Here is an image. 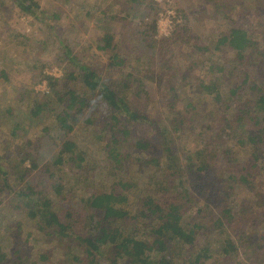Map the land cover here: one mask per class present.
<instances>
[{"label":"trees","instance_id":"1","mask_svg":"<svg viewBox=\"0 0 264 264\" xmlns=\"http://www.w3.org/2000/svg\"><path fill=\"white\" fill-rule=\"evenodd\" d=\"M10 1L22 13L30 16L36 15L40 10L35 0ZM250 2L254 3V0ZM180 4L182 5L176 0L175 9L183 13L184 9ZM126 5L127 16L124 19L127 21L134 20L137 12H148L144 0H127ZM225 7L231 12L230 7L224 4L222 19L230 21V27L217 41L213 40L214 47H209V51H236L238 55H245V62L234 60L230 65V75L235 80H240V83L236 87L230 86L226 89L227 94L222 93L219 83L220 74L225 72L222 62L209 63L215 84L210 86L199 81V86L204 92L213 95L217 106L212 112L210 110L202 114L191 99L178 98L177 88L186 84L187 76L179 83L172 81L171 61L186 39L196 37L194 31L190 29L188 21L190 16L185 18L183 24L177 26L170 38L157 39L155 37L157 30L153 23L139 27L135 33L133 45H130L129 49L134 52L137 65H144L143 58L148 61L142 74L136 76L133 72L128 75L133 79L132 93L135 94L136 100L134 96L131 97V93L118 90L92 64L83 63L74 56L67 44L63 48L65 58L68 60L64 77L56 78L43 73L42 80L48 84L45 100H36L25 119L30 116L28 120L41 123L43 118L51 116L55 121L54 128L52 131L48 126L42 125L39 144L27 140L24 146L15 147V153L8 155L10 159L0 156V206L16 197L25 203H34L38 199L47 205V200L41 197L43 193L39 188L30 185L20 188L12 186L17 175L10 166L11 155L17 156L23 163L30 162V167L25 169L22 177H27L34 171L42 173L50 182V190H54L62 198L61 202L63 204L67 202L65 206L71 207L74 211H70L69 208L67 210L69 213L60 215L48 209L42 211L34 203L35 207L30 209L29 213L32 219H39L36 225L40 230L46 226L56 228L57 244L63 247L66 258L70 260V263L65 264H186L172 256L174 254L169 252L168 241L187 247L186 251L189 248L188 260L195 264H217V260L212 257L213 252L209 250V242L214 238L209 239V235H212L209 232L211 231L209 220L213 225L212 229L219 230L222 235L218 241L225 258L236 263L264 264V234L248 230L245 234L243 228L233 227L236 223V212L243 210L244 213H251L246 217L247 220L256 215L252 208L245 206L238 211L232 205L236 202L238 186L250 191L251 194L255 192L257 187L255 177L259 175L258 164L241 163L239 170L235 171L234 168V171H230L232 168L229 161H234L235 157H229L228 150L229 141H236L238 146H248L255 154H260L264 149V75L260 71L264 62V43L254 39L253 32L248 28L241 29L235 24V19L228 15L229 11ZM126 38L117 40L111 34H106L101 39L99 49L108 53L111 68L127 66V55L123 50ZM138 46L140 50H137ZM206 50L205 42L202 41L197 45L195 55ZM72 80H77L79 86H72L70 84ZM153 83L164 91L158 108L161 106L164 108L165 105L173 114V119L168 118L169 124L166 123L162 127L160 111L155 112L153 116L149 114L151 112L149 102L157 101L159 98L151 94L150 84ZM247 90L251 91L250 100H244L243 97L248 95H243ZM36 97L42 96L39 94ZM93 98L95 99L91 103ZM99 103L102 108L100 116L87 117V111L98 115L96 110L101 109L98 107ZM209 112L212 118H217L218 128H212ZM80 117H83L87 130H94L95 139L104 144L102 150L107 155L106 159L89 161L86 158V152L74 137L76 123ZM139 125L151 127L162 134L164 152L168 153L171 164L167 166L170 171L169 177L163 176L164 172L161 170L149 176L155 185L152 188L146 185L139 189V193L142 192L139 197L141 204L134 207L132 205L134 201H131L129 194L130 190L134 191L139 187V182L137 178L128 175L127 169L137 161L135 160L137 154L134 155V151L146 153L154 147L151 140L136 134L135 128L137 129ZM201 125L209 136L212 135L209 141L202 139L201 142L203 133L193 131ZM23 132L22 125L17 123L12 129V136L19 138ZM224 133V140H221ZM55 134L58 138H55ZM168 136L179 141L183 137H188L192 141L198 140L196 151H189V148L179 149L183 152L186 164L194 163L195 160L199 162L198 172L210 173L213 166L210 158L216 159L217 155L221 154L222 157L218 158L227 164L228 168L227 174L219 177L211 185L204 186L192 182L196 194L202 195L205 188H209V191L202 206L196 210L190 227L184 225V210L189 203V189L184 187L182 182L180 152L171 150V145L166 139ZM129 145H132L131 149ZM146 163L161 165L160 158L156 156L148 159ZM65 165L69 166L74 177H79L83 181L76 183L75 187H82L85 181L93 177L94 180L100 179L104 187L106 184L107 191L104 189L96 192L93 187V192H88L85 197L72 193L64 195V190L56 177L59 168ZM83 175L84 179L80 177ZM120 189L121 193L118 191ZM139 217L151 221L146 226L147 233L144 236L139 235L144 229V225L138 220ZM90 222L95 233L87 230ZM242 224L247 227L245 221ZM226 225L237 235L239 241L237 244L241 247L242 253L239 252L232 237L226 238ZM245 238L248 240L243 241ZM37 239L42 240L39 237ZM74 246L82 248L83 257L70 253ZM197 247L200 248L199 252L195 251ZM110 253L112 255H108ZM27 256L28 251L22 246L21 249L15 246L10 255L5 254L0 246V264H30ZM261 258L262 262L259 260Z\"/></svg>","mask_w":264,"mask_h":264},{"label":"rangeland","instance_id":"2","mask_svg":"<svg viewBox=\"0 0 264 264\" xmlns=\"http://www.w3.org/2000/svg\"><path fill=\"white\" fill-rule=\"evenodd\" d=\"M35 1L38 3L40 10L36 12V15L30 16L22 13L10 0H0V156H5L9 159L10 156L8 155L15 153V147L24 146L27 140L32 141L34 144H39L42 137V125L48 126L53 131L55 121L51 116L43 118L41 123L40 121L37 123L28 120L30 116L25 119V116L29 114L36 100H45L48 84L47 81L42 80L43 73L56 78L64 77L68 61L63 51L65 44L70 46L74 56L82 60L83 63L92 64L118 90L131 93V97L134 96L136 100L135 94L132 93L133 79L128 75L133 72L136 76L142 74L147 67L144 65L148 61L143 58L142 62L144 65H137L135 54L129 49V46L133 45L134 40L132 39L135 33L139 30V27L153 23L157 30V35L155 36L157 39L170 38L174 35L177 26L183 24L185 18L190 16L188 17L190 29L194 31L193 34L196 37L186 39V42L180 45L175 58L171 61V76L173 83H179L181 79H184V76H187L186 84L177 88L176 95L180 100L191 99L198 106L201 113L206 114L210 110V112L214 111L217 106L213 95L204 92L199 86V81L210 86L215 84L209 70V63L222 62L225 74H220L221 80H219V83L222 93L227 94L225 93L226 89L230 86L236 87L240 83V80H235L230 75V65H232L234 60L245 62V55H238L236 51H209V47H214L212 46L213 40L217 41L230 27V21L222 19L224 4L230 7L231 12L226 7L225 9L229 11L228 15L235 19V24L241 29L248 28L250 32H253L254 39L264 43V0H254V3L250 2L252 0H179L182 3L180 6L184 9L183 13H179L175 9L176 0H144L148 12H137L138 15L135 16L134 20L128 21L124 19L127 16V0ZM243 1L245 2L244 4ZM106 34H111L117 40L127 37L123 45L124 53L127 55V66L125 68H111L108 53L99 49V43ZM202 41L205 42L207 50L195 55L196 47ZM140 46H138L137 50H140ZM260 71L264 75V62ZM70 84L79 86L77 80H72ZM161 89L157 88L154 83L150 84L152 96H159V98L157 101L149 102L148 107L151 110L149 112L151 116L155 112L160 111L162 127L166 123L169 124L168 118L173 119V114L165 105L164 108L162 106L158 108V102H162L164 93ZM39 94L42 97H36ZM243 95H245L243 96L244 100H250L251 91L247 90ZM94 99L90 102L93 103ZM98 107H100V103ZM10 109L12 110L9 114ZM96 111H98V115H93L87 111L86 116L98 118L102 108ZM210 112L208 114L211 121L210 124L212 128H218L217 118H212ZM17 123L22 125L24 130L19 138L12 136V129ZM202 123L204 122L202 121ZM193 131L195 133L200 131L203 133L201 142L202 139L203 141H209V137L212 138L211 134L209 136L203 130L202 125ZM135 132L141 138L151 140L154 147L146 153H141L137 150L136 153L134 151V155L137 154L135 159L137 161L127 169L128 175L137 178L139 182V187L134 191L130 190L129 194L131 201H134L132 202L134 207L141 204L139 197L142 192L139 193V189L146 185H149L150 188L155 185L154 182L150 181L149 176L161 170L162 173L164 172L163 176L169 177L170 171L167 166L171 164L168 153L164 152L161 133L154 131L151 127L140 125L137 129L135 128ZM95 134L94 130H87L83 117H80L76 123L74 137L78 145L86 152V158L89 161L91 159L103 160L107 156L102 150L104 144L99 143L95 139ZM224 136L225 133L222 135L223 139L221 140H224ZM206 137L208 139H205ZM55 138H58L57 134H55ZM166 139L167 143L171 145L173 152H180L179 158L183 169L182 182L184 187L189 189V203L184 210V225L190 227L196 210L202 206L209 191V188H205L202 195L196 194L197 192L193 190L194 185L192 182L195 181L197 184L200 183L204 186L211 185L219 177L227 174V164L219 159L222 154L217 155L216 159L210 158L213 164L210 173L209 171L208 174L198 172L199 162L195 160L194 163L186 164L183 152L179 150L180 148H189V151H196L198 149V140L192 141L188 137H183L179 141L170 136ZM228 145L229 157H235L234 161H229L232 168L230 171H234V168L236 171L241 163L247 162L251 164H256L257 162L259 168V175L255 177L257 184L255 192L251 194L250 191L238 186L236 189V202L232 205L238 211L245 206L252 208L256 215L251 220H247L246 217L251 215V213H244L243 210L236 212V223L233 224V227L234 229L243 228L245 234L250 231L264 234V149L260 151V154H255L253 149L248 146H238L236 141H229ZM131 147L132 145H129V149ZM153 156L160 158V166L146 163ZM11 159V169L17 175L15 182L11 183L12 186L16 185L17 188H20L24 185H30L39 188L43 193L41 197L47 200V205L38 199L34 201L39 209L42 211L48 209L60 215L69 213L67 211L69 208L70 211H73L71 207L65 206L67 202L66 204L61 202L62 198L54 190H50V182L45 175L34 171L31 175L22 177L25 169L30 167V162L23 163L17 156L12 155ZM59 170L56 178L64 190V195L72 193L74 195L81 194V196L85 197L88 192H93V187H95L96 192L104 189L107 191L108 189L106 184L103 183L105 187L101 184L102 181L100 179L94 180L92 179L93 177L85 181L82 187H75L76 183L83 181L71 174L69 166L65 165ZM80 177L83 178L85 175ZM118 191L122 192L121 189ZM43 199L41 200L44 201ZM34 203H25L22 200H17L16 197L0 206L1 248L5 254L10 255L15 246L20 249L22 246L23 249L28 251L27 257L30 264L70 263V260L65 256L66 251L57 244L58 237H55L56 228L46 226L43 230H40L36 225V223H39V219L35 220L29 216L30 209L35 207ZM214 210L216 211L215 207ZM138 220L144 225V229L140 231L139 235L144 236L147 233L146 226L151 221L142 217H139ZM243 221L246 222L247 227L242 224ZM210 227L211 231L209 232L212 235H209V239L214 238L209 242V250L213 252L211 254L213 259L217 260V264H243L225 258L220 251L218 241L222 235L219 230L215 231L214 228L212 229L213 225H211L209 220ZM227 227L228 225L225 226L226 238L232 237L239 252L242 253L241 247L238 246L237 235ZM87 230L95 233L91 222ZM252 236L254 235L252 234ZM38 237L42 240H38ZM247 238L243 239V241H247ZM168 244L169 252L174 254L172 255L174 258L182 263L195 264L188 260L189 248L186 251L187 247L177 245L175 242L168 241ZM202 248H205V246H202ZM199 250V247L195 249L197 252ZM70 253L80 257L84 255V251L78 246H74ZM259 260L263 261L262 258Z\"/></svg>","mask_w":264,"mask_h":264}]
</instances>
